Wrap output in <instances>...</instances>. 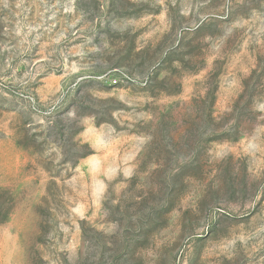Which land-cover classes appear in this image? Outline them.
Wrapping results in <instances>:
<instances>
[{
  "label": "rangeland",
  "instance_id": "374dc122",
  "mask_svg": "<svg viewBox=\"0 0 264 264\" xmlns=\"http://www.w3.org/2000/svg\"><path fill=\"white\" fill-rule=\"evenodd\" d=\"M0 264H264V0H0Z\"/></svg>",
  "mask_w": 264,
  "mask_h": 264
}]
</instances>
